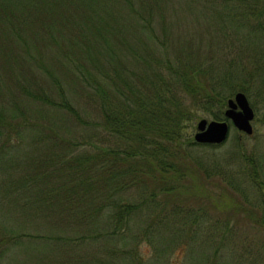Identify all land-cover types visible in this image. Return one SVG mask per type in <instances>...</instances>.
I'll return each instance as SVG.
<instances>
[{
    "label": "trees",
    "instance_id": "1",
    "mask_svg": "<svg viewBox=\"0 0 264 264\" xmlns=\"http://www.w3.org/2000/svg\"><path fill=\"white\" fill-rule=\"evenodd\" d=\"M164 1L169 0H72L77 15L59 19L62 5L56 0H0V62L14 79L16 75V84L27 94L29 103L62 112L61 116L77 126L78 141L93 149L65 159L63 151L48 155L52 140H46L45 152L41 151L45 155L36 161L38 165L60 162L58 178L50 180L53 174L41 172L40 178L48 185L34 187L33 180H27L36 178L37 172L1 189L0 194L10 196H16L17 188L27 190L28 198L16 200L21 208H16V215L33 214V208L23 207L34 204L46 218L49 216V223L71 228L78 224L82 239L91 235L98 239L100 230L104 242L108 236L123 233L131 215H137L141 222L138 212L145 202L150 214L140 228L143 232L153 231L156 224V229L163 223L169 225L185 215L178 195L184 185L182 175L190 165L182 158L191 161L186 148L196 143L185 127L192 124L197 107L206 108L209 102L222 106L226 95L220 94V85L246 89L238 83L246 73L264 80V43L256 44L259 37L264 38V0H204V6L209 3L211 8L201 7L199 15L208 19L203 26L216 39L207 37L204 31L197 38L180 34L181 41L174 40L178 33L170 40L172 20ZM180 1L188 6L187 0ZM241 28L248 33V44L236 56L218 68L212 61L204 63L201 43H206L207 52H214L212 44L219 37L226 32L235 37L243 35ZM133 34L142 52L134 46L127 49L136 60L143 61V67L137 69L123 65L116 58L119 48L113 47L115 41H119L116 45L129 43L128 36ZM36 72L47 75L44 80L50 84L42 82L34 87L29 76ZM74 98L82 99L88 109L76 105ZM14 110L0 113V152L18 132V125L34 133H56L46 124L38 126L31 121L22 103ZM95 112L98 118L89 115ZM52 136L56 150L71 141L60 134ZM245 158L251 168L249 177L258 183L255 157L250 152ZM115 191L126 194L115 200L110 196ZM135 194L141 199L135 200ZM24 200L27 202H21ZM1 203L2 199L0 208ZM108 206L114 208V213L103 217ZM36 212L30 214L32 221ZM26 221L21 219L33 223ZM12 236L0 231V262L2 249ZM21 237L16 234V240ZM54 238L60 245L62 237ZM111 254L102 255L100 248H94L91 254L77 257V263L65 259L63 264H117ZM47 260L39 257L38 264H56L44 263Z\"/></svg>",
    "mask_w": 264,
    "mask_h": 264
},
{
    "label": "rangeland",
    "instance_id": "2",
    "mask_svg": "<svg viewBox=\"0 0 264 264\" xmlns=\"http://www.w3.org/2000/svg\"><path fill=\"white\" fill-rule=\"evenodd\" d=\"M56 1L62 5L59 19L67 15H77L72 0ZM187 1L186 7L180 0L164 1L166 3L164 6H167L165 9L167 16L172 20L169 26L170 40L177 33L174 40L181 41L183 37L180 34L193 35L197 38V35L204 31L207 37L216 39L207 31L208 28L203 26L207 24L208 19L199 15L201 7L211 8L209 3L204 6V0ZM160 13L163 14V11L161 10ZM244 29H240L243 35L240 34L238 37L230 36L227 32L219 37L216 44H212L214 52H207L206 43H201L202 51L208 54L204 56L202 53L204 63L212 61L218 68L232 56H236L237 52L248 44L246 38L248 33ZM134 35L128 36L127 40L131 44L116 45L119 41H115L113 47L119 48L116 51V58H119L123 65L137 69L143 67V61L136 60L133 52L127 49L129 46H134L142 52ZM252 37L257 39L256 36ZM259 38L256 43L258 46L260 42L264 43V38ZM11 50L16 52V45ZM46 76L42 72H36L32 73L29 79L34 87H39L42 82L44 85L50 84L49 80H44ZM27 79L26 77L25 81ZM62 81L67 82L65 79ZM238 83L247 90L238 87L230 89L220 85L218 87L220 94L223 92L226 95L222 106L209 102L206 108L197 107L192 124L185 127L192 141L196 143L186 148L191 161L182 158L190 165L187 172L182 175L184 185L182 188L180 186L178 195L180 204L185 206L184 216H180L173 223L169 222V225L163 223L156 229V224L153 231L143 232L140 228H143L142 224L148 221L146 219L150 214V211L145 209L150 206L145 202L141 206V212H138L141 222L137 221V215H131L123 233L117 232L114 236H108L107 242L102 240L100 230L98 239L92 235L82 239L78 232L81 230L78 224H74L71 228L67 225L49 223V216L46 218L45 213L39 211L40 208H36L34 204L27 203L23 207L33 208V214L30 212L33 216L38 210L34 221L30 218L32 216L30 214L16 215V208H20L16 205V200L29 197L24 187L17 188L16 196L7 195L6 192L0 194L2 199L0 217L4 213V218L0 220L3 226V228L0 226V231H3L5 236L7 233L14 235L2 249L3 257L0 264H20L22 261L24 264H38L39 257L48 259L44 263L55 261L56 264H63L65 259L69 263L72 261L77 263V257L91 254L94 248H100V254L105 256L107 252L110 254L112 251L111 259L117 264H264V80L257 75L251 76L246 73ZM238 91L246 94L254 112L251 119L253 129L251 133L233 125L225 114V110L229 108L228 98H233ZM73 101L79 107L87 108L82 99L74 98ZM18 103L25 106L31 121L37 122L38 126L46 124V127H51L56 133L50 135L34 133L30 128L18 125V132L4 143V148L0 152V190H4L12 181H18L20 177L24 179L37 172H39L38 176H34L36 178L27 180L28 182L33 180L34 187L43 188L48 185L47 181L40 178L41 172H48L47 175L53 174L50 180L58 178V168L62 167L60 162L46 161L38 165L36 161L38 157L45 155L42 152H45L43 150L46 140L47 142L52 140L47 150L48 155L63 151L62 156L65 159L84 149L93 150L85 147L84 142L78 141L77 126L67 117L61 116L62 112L48 106L29 103L27 94L16 84V75L14 79L11 71L0 62V113L15 112L14 108ZM49 114L53 117H49ZM89 115L98 118L97 112ZM201 118L207 121L227 120L229 129L226 138L220 142L197 141L195 133L198 131L197 124ZM186 123L189 124L190 121ZM59 134L70 137L71 141L56 150L57 147L54 146L56 139L52 135ZM44 136L46 138L42 139ZM250 152L256 160L258 183L249 177L248 170L251 168L245 157ZM123 194H126L125 191H115L110 196L118 200ZM134 199L140 200L141 197L135 194ZM108 210L110 212L104 211L103 217L109 218L113 215L114 208L108 206ZM21 219L33 223L27 224L21 222ZM188 231L190 236L186 235ZM16 234L22 236L21 240H16ZM57 235L62 237L60 245L56 244L57 240L54 238ZM135 236L137 242L134 241ZM30 254L33 255L32 258ZM83 258L86 260L87 257Z\"/></svg>",
    "mask_w": 264,
    "mask_h": 264
},
{
    "label": "water",
    "instance_id": "3",
    "mask_svg": "<svg viewBox=\"0 0 264 264\" xmlns=\"http://www.w3.org/2000/svg\"><path fill=\"white\" fill-rule=\"evenodd\" d=\"M227 103L229 108L225 110V114L230 118L232 124L247 133H251L253 130L251 119L254 112L246 94L238 91L233 98H228ZM197 128L198 131L195 133L197 141L220 142L226 138L229 124L227 120L211 119L207 121L205 118H201L198 120Z\"/></svg>",
    "mask_w": 264,
    "mask_h": 264
}]
</instances>
